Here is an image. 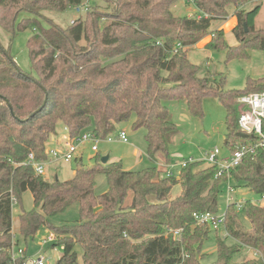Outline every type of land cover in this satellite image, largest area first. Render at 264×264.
<instances>
[{
  "label": "trees",
  "instance_id": "16d2710c",
  "mask_svg": "<svg viewBox=\"0 0 264 264\" xmlns=\"http://www.w3.org/2000/svg\"><path fill=\"white\" fill-rule=\"evenodd\" d=\"M176 1L110 0L111 9L88 7L85 15L62 26L47 13L65 12L85 0H0V27L10 43L18 31L32 29L27 45L36 71L35 76L24 72L10 49L0 45V264L26 261L25 250L14 257L20 239L13 234L12 206V198L20 203L26 191L34 207L19 213V234L27 242L46 227L55 236L52 246L63 249L56 264H80V250L82 264H264V205L247 199L241 209L227 206L225 236L217 235L216 258L208 263L204 243L218 230L194 217L195 212L219 213L223 184L264 195V145L230 169L195 159L173 176L155 165L127 170L121 161L102 163L99 152L91 165L78 158L68 180H50L27 163L30 153L48 159L46 147L60 126H67L72 137L92 131L105 138L131 120L133 129L146 130L149 158L156 162L161 154L171 163L179 127L167 102L185 100L189 112L202 118L207 97H217L226 111L229 154L258 141L239 128L238 99L263 92L264 77L226 89L225 77L200 75L202 66L193 61L191 47L211 35L205 47L226 51L228 60L264 51V28L255 26L262 4L193 0L199 15L177 16ZM230 9L237 17L234 46L220 27ZM99 174L108 181L102 194L95 192ZM178 184L181 194L171 198ZM75 203L77 221H50ZM248 248L260 255L247 257Z\"/></svg>",
  "mask_w": 264,
  "mask_h": 264
},
{
  "label": "rangeland",
  "instance_id": "374dc122",
  "mask_svg": "<svg viewBox=\"0 0 264 264\" xmlns=\"http://www.w3.org/2000/svg\"><path fill=\"white\" fill-rule=\"evenodd\" d=\"M110 0H85V3L91 9L98 7L101 10L111 9ZM261 3V9L255 19L256 28H264V0H255V3ZM255 3L246 6L251 9ZM174 14L177 16H195L199 15L197 7L193 1L178 0L172 6ZM229 17L220 25L225 31L226 38L230 45L237 44V39L233 33L235 21L237 17L233 14V9L229 10ZM86 11L78 13L73 9L65 12H48L47 15L51 17L54 22L66 26L73 19L80 15H85ZM33 34L32 29H25L18 31L17 35L10 43L9 34L0 27V45L10 49V54L14 57L18 66L26 73L36 75V71L32 68L29 48L27 45L29 37ZM211 39V35L204 37L197 44L191 47V57L193 61L202 66L201 76H212L216 79L225 77L226 82L224 88L226 89H241L244 88L249 77L261 78L264 77V51L251 50V57L249 59H227L226 51H217L207 49L206 43ZM169 109L173 114L174 121L179 127V132L173 137L171 149L172 156L175 160L189 159H204L208 153L218 148L220 153L219 158L229 154L225 145L226 138V111L217 97H207L203 102L204 116L202 118L194 117L188 110L185 100L169 101L167 102ZM120 128L124 129L128 135L129 142L121 141H107L103 140L99 143V153L102 155H109V161H121L127 170H140L148 166H158V163L152 161L147 154V143L145 140V128L133 129L132 120L123 123ZM119 129V128H118ZM59 135H62L63 128L59 127ZM56 138L51 137L48 146H55ZM96 151L91 149V145H87L83 149V162L86 165H91L95 161ZM157 157L164 162L163 155L159 154ZM209 164L206 161L205 165ZM76 168V161L65 162L56 161L50 164L47 168L46 177L50 180L58 178L60 180H68L73 177ZM166 169V166L161 168ZM180 166H176L173 170L176 175ZM108 189V181L104 174H99L96 178L95 192L102 194ZM182 187L180 184L176 185L170 196L176 198L181 194ZM227 184L222 185V192L219 197L218 212H226L228 201ZM234 195L239 200L252 199L258 200V196L251 190L237 187ZM34 207V197L30 191H26L23 195L22 202H18L13 206V234L20 239V244L16 247L18 253L19 248L25 250L26 261L25 264H32L33 260L43 256L49 264H56L57 260L63 254L61 246H52L53 241L48 240L51 233L46 227H42L37 233L35 239H28L26 242L19 234V213L22 209L30 210ZM80 217L79 205L75 203L68 207L64 212L57 214L50 218L53 224L61 225L65 223H74ZM243 222L249 226V219L241 213ZM217 235L225 236V229L221 228L218 231H212L211 236L204 243V251L209 254L205 262H212L216 258V239ZM232 242L231 238L227 239ZM80 250V249H79ZM79 263L82 264V252L79 251ZM252 253H246L247 257H252ZM236 260H240L237 256Z\"/></svg>",
  "mask_w": 264,
  "mask_h": 264
},
{
  "label": "built area",
  "instance_id": "2783aa9c",
  "mask_svg": "<svg viewBox=\"0 0 264 264\" xmlns=\"http://www.w3.org/2000/svg\"><path fill=\"white\" fill-rule=\"evenodd\" d=\"M193 1V0H191ZM78 13L88 10V5H80L74 7ZM199 17V16H198ZM159 43V42H158ZM181 47V44H178V48ZM241 104L242 110L239 116V128L242 132L250 134L252 136L258 137V141L255 144H244L241 145L234 153L228 154L222 158L218 157L220 150L216 148L206 155L204 158L205 161H208L209 164L218 165L221 169L227 170L232 167H235L240 164L242 159L246 155H254L257 152V149L260 146L264 145V91L255 92L242 95L238 99ZM56 138L55 146L50 147L47 145L45 153L48 155L46 160L36 159L34 153H30L27 163L31 165L35 172L39 175H46L47 168L50 164L56 161H65L71 162L76 161L78 158L82 157L83 149L89 144L93 151L99 152V143L103 140L107 141H121L124 143L129 142L128 135L126 131L122 128H119L115 134H111L105 138L97 137L92 131H85L76 137H72L69 128L67 126L63 127L62 135L54 136ZM195 159L190 157L189 159H184L179 163H168V168L165 172L166 176L176 175L174 168L180 166L178 174L181 171V168L184 167L189 161H194ZM228 195L227 201L228 205L235 203L238 209H241L244 205L243 200H239L234 195L235 187L228 183ZM255 202L264 205V195L258 198ZM17 203L15 197L12 198V206ZM195 219L200 223H209L211 224L214 230H219L224 228L226 221V212L224 213H214L211 211L206 212H195ZM175 234H180V229L174 231ZM55 239L54 234L48 236V240L53 241ZM23 249L19 248L18 253L15 251L14 257L18 255H23ZM247 253H252L253 257L260 255V252L255 249L248 248ZM25 264V263H24ZM32 264H49L48 261L43 257H38L33 260Z\"/></svg>",
  "mask_w": 264,
  "mask_h": 264
},
{
  "label": "crops",
  "instance_id": "0c3cea01",
  "mask_svg": "<svg viewBox=\"0 0 264 264\" xmlns=\"http://www.w3.org/2000/svg\"><path fill=\"white\" fill-rule=\"evenodd\" d=\"M235 23L237 24V20L235 21ZM55 143H56V141H55ZM182 160H184V159H182ZM182 160H180V161H182ZM180 161L179 160H175V157L173 156V159H172L173 163H179ZM156 162L158 163V166H157L158 169L162 172L163 175H165V172H166V170L168 168V163L165 160H164L165 163H162V161L159 159V157H157V161ZM165 166H166V169H161V168H163Z\"/></svg>",
  "mask_w": 264,
  "mask_h": 264
},
{
  "label": "water",
  "instance_id": "95a60500",
  "mask_svg": "<svg viewBox=\"0 0 264 264\" xmlns=\"http://www.w3.org/2000/svg\"><path fill=\"white\" fill-rule=\"evenodd\" d=\"M10 108L12 109V106L11 105H10ZM109 159H110V156L109 155H103L102 158H101V162L102 163H107L109 161Z\"/></svg>",
  "mask_w": 264,
  "mask_h": 264
}]
</instances>
